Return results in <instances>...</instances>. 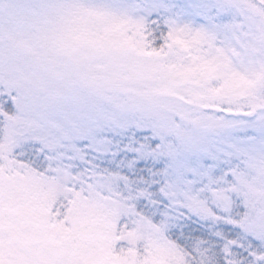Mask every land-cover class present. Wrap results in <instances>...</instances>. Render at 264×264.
Instances as JSON below:
<instances>
[{
  "label": "snow or ice",
  "instance_id": "snow-or-ice-1",
  "mask_svg": "<svg viewBox=\"0 0 264 264\" xmlns=\"http://www.w3.org/2000/svg\"><path fill=\"white\" fill-rule=\"evenodd\" d=\"M0 264H264V0H0Z\"/></svg>",
  "mask_w": 264,
  "mask_h": 264
}]
</instances>
